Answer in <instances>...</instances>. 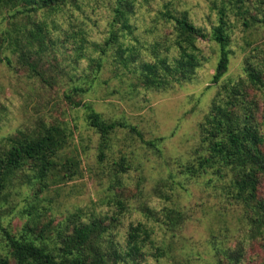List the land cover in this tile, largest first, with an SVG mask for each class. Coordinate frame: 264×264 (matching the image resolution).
Returning <instances> with one entry per match:
<instances>
[{"label": "rangeland", "instance_id": "rangeland-1", "mask_svg": "<svg viewBox=\"0 0 264 264\" xmlns=\"http://www.w3.org/2000/svg\"><path fill=\"white\" fill-rule=\"evenodd\" d=\"M114 2L80 0L81 8L68 3L59 11H44L48 21H54V25L50 24L53 38L65 41L46 42L43 50L35 42L27 61L35 62L41 75L29 70L19 52L11 48L3 52L2 56H8L10 63L5 59L0 61V153L7 146L8 136L34 132L42 123L64 124L73 132L64 155L80 159L81 174L55 182L50 177L35 178V172L27 165L15 171L0 194V256H7L9 264L14 263L6 233L19 236L28 224L32 226L28 236L53 244L59 228L71 230L73 223L68 217L78 209L82 210L79 221H87L91 215L105 218L108 234L122 245L129 226L144 220L140 211L143 204L156 210L173 206L185 217L171 230L152 224L154 238L162 242L165 255L156 259L147 245L137 264H264L263 239L252 232L249 219L252 212L228 195V177L220 178L210 170L194 176L182 172L185 164L204 153L198 123L219 88L210 82L219 46L214 41L200 39L198 45L206 61L191 79L169 89L143 88L133 74L123 71L132 70L133 66L126 68L114 62L112 49L102 56L100 71L87 77L88 56L97 53L89 50L85 57L76 59L75 41L72 37H62L63 32L68 30L72 34L70 24L76 22L86 30L89 40L102 41L108 34ZM213 2L220 3L219 0H137L132 18L137 25L135 36L144 46L163 38L170 31V23L158 19L157 12L167 4L186 10L196 25L209 31L218 19ZM247 4L254 14L264 12V0H249ZM42 12L43 9L29 14L39 18ZM26 14L21 5L0 9V30L20 36V30L30 28ZM262 16L259 14V18ZM229 20V65L221 82L243 77L247 56L257 54L256 60L264 56V22L246 28L231 13ZM38 50L41 51L37 53ZM140 55L144 59L149 57L142 49ZM77 84L87 90L74 94L75 100L89 101L105 118L126 119L137 125L146 138L163 137L160 149L147 147L125 130H119L106 158L99 161L98 133L87 125L84 109L75 107L64 96ZM247 94V98L256 100V116L261 122L264 94L250 86ZM261 130L264 131V125ZM122 153L131 160L126 173L116 172L119 169L114 164ZM158 187L168 199L159 197L155 191ZM258 195L264 197V180ZM116 199L123 201L122 211L115 204ZM113 216L117 219L111 220ZM219 248L224 251L218 253ZM236 249H240L241 255L238 261L230 263L224 252Z\"/></svg>", "mask_w": 264, "mask_h": 264}, {"label": "trees", "instance_id": "trees-1", "mask_svg": "<svg viewBox=\"0 0 264 264\" xmlns=\"http://www.w3.org/2000/svg\"><path fill=\"white\" fill-rule=\"evenodd\" d=\"M247 1L249 0H219V4L213 2L218 19L209 31L196 25L186 10L171 8L167 4L157 12V18L170 23V31L160 40L144 46L135 36L137 25L132 19L137 0H115L111 7L108 34L102 41L89 40L86 30L76 22L70 24L72 34L64 30L62 37L74 39L76 59L85 57L89 50L97 53L88 56L87 77L88 74L95 75L100 71L102 56H106L108 50L112 49L114 62L126 68L133 66L134 70L123 71L133 74L137 83L146 89H169L191 79L207 59L198 45L200 39L214 41L219 46L218 60L210 81L211 84L219 85V88L209 110L198 123L200 147L204 153L185 164L182 172L194 176L210 170L220 178L228 177V195L251 210L249 219L252 232L262 237L264 246V197L260 198L258 195L259 185L264 180V131L261 130L264 116L261 122L257 120L256 100L247 98L249 86L264 94V56L258 60L255 58L257 54L247 56L243 64L244 76L221 82L229 65V14L239 17L246 28L264 22V12L252 13ZM79 2L80 0H0V9L21 5L27 12L30 25V28L20 30V36H12L8 30H0V61L5 59L10 63L9 57L2 55L5 49L11 48L19 52L29 70L41 75L36 63L27 61V54L35 49V42L43 50L46 42L59 41L53 38L50 31V24L54 25V21H48L43 15L44 11L56 12L68 3L80 7ZM41 9L43 12L39 18H33L29 14ZM259 14L263 15L262 18H259ZM64 41L63 38L59 42L63 44ZM141 49L149 55L147 59L140 55ZM172 50L175 54L171 55ZM261 51L263 50L259 52ZM86 90L82 84L73 85L64 96L75 107L84 109L87 125L98 133L99 161L106 158L115 133L119 130H125L147 147L160 149L163 137L146 138L137 125L126 119L105 118L89 101L75 100L74 94ZM72 135V130L64 124L42 123L34 132L6 137L7 146L0 153V194L7 188L15 171L25 165L35 172V178L44 180L50 177L55 182L68 181L80 175V159L64 155ZM114 164L119 169L116 172L126 173L131 168V160L125 153ZM155 191L159 193V197L168 199V195L160 187ZM115 204L120 211L125 207L120 199H116ZM140 211L144 220L129 226L122 245L108 234L109 227L104 224L105 218L91 215L87 221H79L82 216L80 209L68 217V221L73 223L71 230L59 228L53 244L28 236L32 229L29 224L19 236L6 233L13 264H137V260L145 254L147 245L151 246V255L159 259L165 255V247L154 238L152 224L174 229L184 221V213L173 206H163L156 210L143 204ZM115 219V216L111 217V220ZM222 251L224 250L219 248L218 253ZM227 251L224 252V258L230 263L238 261L240 249ZM0 264H9L8 257L0 256Z\"/></svg>", "mask_w": 264, "mask_h": 264}]
</instances>
